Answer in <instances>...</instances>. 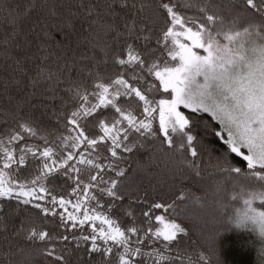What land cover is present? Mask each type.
Masks as SVG:
<instances>
[{
    "label": "trees",
    "instance_id": "1",
    "mask_svg": "<svg viewBox=\"0 0 264 264\" xmlns=\"http://www.w3.org/2000/svg\"><path fill=\"white\" fill-rule=\"evenodd\" d=\"M34 2L37 7L31 15L20 17L18 12L24 7L25 0H0V142L15 149V154L19 155L18 144L14 142L9 145L7 141L19 131L21 124L27 125L34 129L36 135L24 133L25 141H20L19 145L26 143L36 151L38 157L29 153L26 164L17 170L19 179L11 180V183L31 185V180L40 174L42 163L56 160L54 171L42 180L51 194L58 198H72L73 201L81 198L85 207L76 213L79 218H82L85 210L106 214L121 231L126 232L130 246L141 247L146 254L161 247L157 243L144 246L148 245V236L151 235L146 234V230L151 227L155 231L159 225L155 216L159 215L160 209L150 212L151 222L143 213L157 202L171 205L169 213L183 225L185 234H182L178 247L164 251L165 259L160 264H176V256L181 257L182 264H218V261L219 264H264L260 262L264 255L260 254L259 257L256 253V232L251 228H237L230 218L232 206L239 203L232 200L234 195L264 189L245 175L246 162L229 153L227 145L211 135L213 129L219 130V122L209 113L196 114V123L192 128V134L200 141L195 145L198 150L196 158L177 147L175 140L170 148L163 141L162 133L157 131L158 121L153 122L155 136L142 135L133 130L128 139L123 140L121 133L123 143L116 149V157L111 156L108 141L99 143L91 151L83 145L76 150L60 147L70 134L75 135L68 123L71 113L81 104L87 107L99 103L98 94L102 89L96 85H108L110 93H113L120 87L114 85V81L121 74L125 79L135 74L143 77L141 84L156 83L159 88L154 75L146 72L152 63L164 64L166 61V52L157 46L156 40L167 26L160 21L155 0H129L136 8L126 9H120L113 0ZM175 2L179 10L191 19H201L200 9L208 7L226 18L236 19L234 27L242 28L249 24L259 27L264 24L259 15L245 10L242 0ZM109 4L119 15L113 14ZM93 5L98 15H87V9ZM141 6L143 10L138 12ZM133 18L135 30L125 29L123 25ZM14 29L21 35L10 39ZM45 32L49 35L46 36ZM129 45L145 59L143 72L117 63L119 59L127 58ZM129 82L134 83L130 79ZM141 84L136 86L140 87ZM120 90L123 91V88ZM84 95L88 96L87 103L82 101ZM149 96L162 98L159 91L149 93ZM121 101L123 97L117 100V106L126 114L131 111L138 119L141 118L139 104ZM183 110L188 113V110ZM95 117L109 125L113 119H120L110 106L101 107L93 117L82 119L80 123L86 126V133L91 132L97 139L103 132ZM126 126L127 122L121 120L120 127ZM125 145L131 150L124 151ZM46 146L53 147L56 155L44 161L39 154ZM70 150L82 153L94 164L101 165V170L89 166L79 174L88 184L89 176L100 171L102 181L98 178V181L92 182L94 187L89 188L87 194L83 192V186L72 194L75 184L69 177L77 174L69 172L63 175L65 169L59 166L63 162L62 157ZM2 163L0 160V165ZM73 163L75 161H68L65 167ZM192 163L198 175L194 173ZM229 166L241 167L242 172L237 175L226 171ZM77 167L85 168L84 165ZM120 172L123 175H119ZM113 181L116 183V187L112 188L115 195L110 196L106 190L111 188ZM92 196H95V200L91 199ZM23 199L31 198L21 197L17 200L15 195L12 198L0 197V205L4 206V211L0 212V264H56L46 256L53 241L65 256L66 264H118L115 257L118 246L112 241L105 243L98 231L95 243L100 250L92 251L91 225L94 223L98 230L100 221H90L74 229L70 228L69 222V228H62L58 226V217L46 216L41 209L33 206L40 203L43 207L51 208L48 202L50 197L33 200L32 204L27 205L22 203ZM56 211L59 213L63 209L56 206ZM132 227L140 231L136 234L128 232ZM30 230L48 231L53 241L32 240L29 238ZM61 235H67L69 240H60ZM85 236L89 239L85 240ZM137 238L143 239L144 245H138ZM107 247L113 249L112 254L104 252ZM119 251L123 254L122 247ZM198 257H202V261ZM133 259L139 261L140 258Z\"/></svg>",
    "mask_w": 264,
    "mask_h": 264
},
{
    "label": "snow or ice",
    "instance_id": "2",
    "mask_svg": "<svg viewBox=\"0 0 264 264\" xmlns=\"http://www.w3.org/2000/svg\"><path fill=\"white\" fill-rule=\"evenodd\" d=\"M113 3L120 9L136 8V5L129 3V0H113ZM242 4L245 10L259 15L261 20H264V0H242ZM17 7L19 8V5ZM36 7L34 0H25L24 7L19 10L18 15L27 17ZM95 7V5L89 7L87 15H98L94 12ZM155 7L161 23L167 26L162 36L156 40L157 46L166 52V61L163 66L160 63H152L146 72L154 75L156 81L159 82V88L156 83L141 84L143 77L135 74L129 78L134 83H130L129 79H125L121 74L114 81V85L120 87L116 88L113 93H110L108 85L102 83L96 85L98 89H102L98 94L99 103L87 107L81 104L76 111L71 113L68 123L72 126L71 132L75 135L70 134L60 147L76 150L83 145L88 151H91L99 143L108 141L111 145L108 150L112 157H116V149L121 147L123 140L128 139L131 131L155 136L153 122L158 121L157 131L162 133L163 141L170 148L174 146L175 140L177 147L185 149L190 152L191 157L196 158L198 150L195 145L200 142L199 137L192 134V128L197 119L196 114L209 113L214 120L219 122V130L213 129L211 135L222 140L227 145L229 153L235 154L246 162L247 172L245 175L257 182L261 189H264V24L259 27L254 24L242 28L234 27L236 19L226 18L208 7L200 9L201 19H191L179 10L175 0H155ZM234 7H238V5H234ZM109 8L113 14L119 15L112 4H109ZM142 10L143 6L137 9L138 12ZM123 27L127 30H135V18L126 22ZM44 34L49 35L47 32ZM19 35L21 33L14 29L10 39H15ZM145 39L148 38L145 37ZM117 63L120 66L133 68L134 71L140 69L143 72L145 59L129 45L127 58L119 59ZM137 84H141V86L137 87ZM121 87L123 91L120 90ZM154 91H159L162 98H150L149 93ZM110 96L112 98H109ZM121 97H123L121 102L134 101L139 104L141 118L138 119L131 111H127L126 114L125 110L117 106V100ZM82 101L87 103L88 96L84 95ZM109 106L114 109L120 119H113L109 125L103 119L95 117L96 120H99V129L102 130L103 135L97 139L91 132L86 133V126H82L80 121L93 117L101 107ZM181 108L188 110V113L186 114ZM121 120L127 122L126 127H120ZM207 127L206 125V129ZM24 133L29 136L36 135L33 128L21 124L19 131L13 133L7 141L9 145L14 142L18 144L19 155L15 154V149L6 147L3 142H0V160L3 161L0 165V197L12 198L14 187L19 188V191L15 193L17 200L21 197L31 198L23 199L22 203L25 205L32 204L33 200H45L46 196L50 197L48 202L52 205L51 208L43 207L40 203H35L33 206L41 209L46 216L58 217V226L62 228H69V222H71L70 228L74 229L78 225L82 227L90 221L100 220L102 224L108 226V231L100 227L98 235L105 243L112 241L114 245L118 246L115 253L118 264H160V261L165 259V250L179 246L185 229L174 222H166L164 215L155 216V220L162 225L161 228L153 231L149 227L146 230V234L151 233L148 236V245H144L143 239L137 238L136 240L138 245L145 247H150L153 243L161 245L158 250L153 249L147 254L142 251L141 247H131L126 232L121 231L119 227H114V221L107 217L98 214L89 215L85 210L82 218H79L76 213L85 207L81 198L77 197L75 203L64 196L58 198L52 195L42 183V180L54 171L53 165L57 163L56 160H51V163H42L40 174L30 182L32 186L19 183L5 187L6 181L11 183V180L19 179L17 170L26 164V156L29 153L33 157H37V153L32 147L27 146L26 143L19 145L20 141H25ZM121 133H123V140H121ZM67 141H71V143L68 144ZM45 143L47 144V141ZM72 150L62 157L63 162L59 166L65 169L63 175H68L69 172L77 174L74 177H69L75 184L72 194L81 190L82 186L83 192L87 194L88 189L94 187L92 182L98 181V178L102 181L100 171L89 176L88 184L84 183L79 174L89 166L101 170V165L94 164L92 159ZM130 150L126 145L124 146V151ZM39 155L44 158V161H47L56 153L53 147L46 146ZM68 161H75V163L65 167ZM77 165H84L85 168L81 169ZM191 166L194 173L198 175L194 163ZM5 170L10 171L5 172ZM225 170L237 175L242 172L241 167L229 166ZM118 174L123 175V172ZM8 177L11 179L9 180ZM37 184H39L38 188L35 187ZM115 187L116 183L113 181L111 188L106 190L107 194L115 195L112 192V188ZM101 191L105 190L101 189ZM244 193L254 197V199L244 200L245 204L264 209V190L259 192L242 191L240 195ZM85 198L88 197L85 196ZM91 199L95 200V196H92ZM232 200L238 201L237 195H234ZM69 205L73 209L71 212L68 211ZM56 206H59L63 211L58 213ZM170 207L171 205L157 202L152 204L149 211L144 212L143 215L151 222L150 212L153 209L168 212ZM3 211L4 206L0 205V212ZM91 227L93 230L90 237L93 242L92 251H99L100 249L95 243L97 239L96 225L93 223ZM236 227L241 228L240 225H236ZM243 228H248V226L245 224ZM252 230L255 231L254 228ZM139 231L140 229L136 227L128 229V232L132 234ZM261 234L264 237V228L261 229ZM29 238L46 242L53 241V237L48 231L30 230ZM83 238L89 239L88 236ZM59 239L68 241L69 237L61 235ZM121 247L123 254L119 251ZM104 252L112 254L113 249L107 247ZM46 256L56 264H66L65 256L55 247V241H53V246L46 251ZM134 257H139V261H135ZM174 259L176 264H182L181 257L176 256ZM198 259L202 261L203 258L198 257Z\"/></svg>",
    "mask_w": 264,
    "mask_h": 264
},
{
    "label": "clouds",
    "instance_id": "3",
    "mask_svg": "<svg viewBox=\"0 0 264 264\" xmlns=\"http://www.w3.org/2000/svg\"><path fill=\"white\" fill-rule=\"evenodd\" d=\"M239 203L232 206L230 218L232 223L240 225L241 228L246 224L248 228L255 229L257 235L262 237L261 229L264 228V209L255 208L253 205H247L244 203L246 199H254L247 193L243 195L238 194ZM264 238V237H262Z\"/></svg>",
    "mask_w": 264,
    "mask_h": 264
},
{
    "label": "rangeland",
    "instance_id": "4",
    "mask_svg": "<svg viewBox=\"0 0 264 264\" xmlns=\"http://www.w3.org/2000/svg\"><path fill=\"white\" fill-rule=\"evenodd\" d=\"M161 66H163V64H160ZM181 110L182 111H184L182 108H181ZM8 179H9V177H8ZM19 183H8L7 181H6V183H5V187H9V186H12V185H18ZM28 186H32V185H28ZM35 187H39L38 185H35ZM17 191H19V188L18 187H14V189H13V195H15V193L17 192ZM39 195H42V193H38ZM24 198H29V197H24ZM68 199H72V198H68ZM85 199V198H84ZM73 201V200H72ZM73 203H75V201H73ZM68 211L69 212H71V211H73V209H72V207H71V205H69L68 206ZM87 212H88V214L89 215H93V214H98V215H100V216H102V217H107L108 219H110V220H112L109 216H107L106 214H103V213H98V212H96V211H90V210H87ZM170 209H169V211L168 212H164L163 210H161L160 209V212H159V215H164L165 216V220H166V222H174V223H176V224H179L181 227H183V225L182 224H180L178 221H176L175 219H173L172 217H171V215H170ZM97 221H100V220H97ZM113 221V220H112ZM101 222V221H100ZM114 227H117L116 226V223L114 222V225H113ZM100 227H103L104 229H105V231H108V226L106 225V224H102L101 223V225L100 226H98V230H99V228ZM162 227V225L159 223V225H158V227H157V229L158 228H161ZM184 228V227H183ZM97 230V231H98ZM255 248H256V253H257V256H259L260 254H263L264 255V238H262V237H260L259 235H258V241H257V244L255 245ZM260 257V256H259ZM260 261V260H259ZM261 263H264V258H261V261H260Z\"/></svg>",
    "mask_w": 264,
    "mask_h": 264
}]
</instances>
